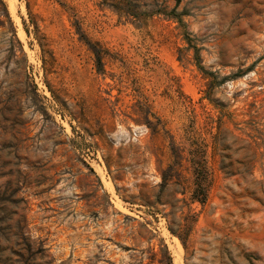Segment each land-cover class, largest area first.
Instances as JSON below:
<instances>
[{
	"label": "rangeland",
	"instance_id": "1",
	"mask_svg": "<svg viewBox=\"0 0 264 264\" xmlns=\"http://www.w3.org/2000/svg\"><path fill=\"white\" fill-rule=\"evenodd\" d=\"M3 1L0 264H264V0Z\"/></svg>",
	"mask_w": 264,
	"mask_h": 264
},
{
	"label": "trees",
	"instance_id": "2",
	"mask_svg": "<svg viewBox=\"0 0 264 264\" xmlns=\"http://www.w3.org/2000/svg\"><path fill=\"white\" fill-rule=\"evenodd\" d=\"M6 23L8 24V26H9L10 29H11V35H10V36H11L12 38H14V37H15V35H14V28H13V26H12V22H11V20H10L9 15H8V12H7V9H6V5H5V3H4L3 0H0V26H3V25L6 24ZM78 33H79L80 37H83V36H82V33H80V32H78ZM82 39H85V38H82ZM16 42H17L18 45H19V49H20V51H22L19 42H18V41H16ZM86 42L88 43L89 47L92 49V51H93L94 54H95V62H96V64H97V65L101 64V63H102V62H101V57L98 55V53H97L98 51H97V49L95 48L94 44H91V43L88 42L87 40H86ZM11 48L13 49V45H12V44H11ZM168 260H169V264H172L169 256H168Z\"/></svg>",
	"mask_w": 264,
	"mask_h": 264
},
{
	"label": "bare ground",
	"instance_id": "3",
	"mask_svg": "<svg viewBox=\"0 0 264 264\" xmlns=\"http://www.w3.org/2000/svg\"><path fill=\"white\" fill-rule=\"evenodd\" d=\"M8 7H9V9H10V11L11 12H14V3H13V0H8ZM13 15H15V14H13ZM15 20H17V22L19 23V19H18V16H16L15 15ZM112 189V188H111ZM171 240H173V239H171ZM170 240V241H171ZM174 241H177V240H175V238H174ZM174 243V242H173ZM177 244V243H176ZM170 247V246H169ZM181 247L179 246V245H172V252H173V255H174V260H173V262H174V264L175 263H178L179 262V260H180V258H181ZM181 261V260H180ZM180 263V262H179Z\"/></svg>",
	"mask_w": 264,
	"mask_h": 264
}]
</instances>
